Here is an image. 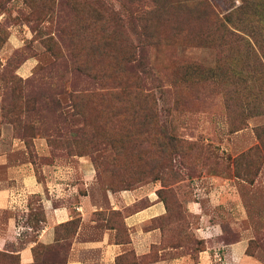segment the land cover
I'll return each mask as SVG.
<instances>
[{
	"label": "rangeland",
	"instance_id": "rangeland-1",
	"mask_svg": "<svg viewBox=\"0 0 264 264\" xmlns=\"http://www.w3.org/2000/svg\"><path fill=\"white\" fill-rule=\"evenodd\" d=\"M0 154L69 169L80 193L88 171L101 204L156 190L174 254L202 247L200 206L264 264V0H0ZM66 257L35 245L32 264Z\"/></svg>",
	"mask_w": 264,
	"mask_h": 264
},
{
	"label": "crops",
	"instance_id": "crops-1",
	"mask_svg": "<svg viewBox=\"0 0 264 264\" xmlns=\"http://www.w3.org/2000/svg\"><path fill=\"white\" fill-rule=\"evenodd\" d=\"M37 145L47 151L41 140ZM14 159L0 154V251L20 235H32L15 252L21 264L34 262L37 244H66L64 264H263L248 252L247 238L225 240L220 224L208 220L200 206L192 205L190 212L199 218L195 233L202 247L174 254L177 248L164 245L161 228L152 225L167 213L156 190L107 191L101 204L90 194L88 171L81 174L85 192L80 193L69 169Z\"/></svg>",
	"mask_w": 264,
	"mask_h": 264
},
{
	"label": "trees",
	"instance_id": "trees-1",
	"mask_svg": "<svg viewBox=\"0 0 264 264\" xmlns=\"http://www.w3.org/2000/svg\"><path fill=\"white\" fill-rule=\"evenodd\" d=\"M243 1H245V0H243ZM243 7V5L240 7V8H242ZM245 7V6H244ZM243 7V8H244ZM236 30H240V29H238V28H235ZM239 36V35H238ZM240 38H241V36H240ZM163 239V238H162ZM23 244V243H22ZM37 245H42V244H37ZM23 246V245H22ZM21 246V244H20V246L18 247V249L20 248V247H22ZM18 249H9L8 251H0V253H14L15 254V252L18 250ZM248 250V249H247ZM251 254V253H250ZM17 255V254H16ZM18 256V255H17ZM67 258V257H66ZM65 261H66V259H65Z\"/></svg>",
	"mask_w": 264,
	"mask_h": 264
}]
</instances>
